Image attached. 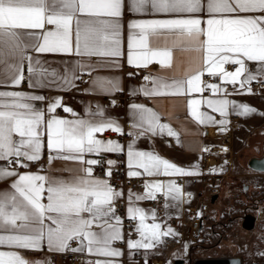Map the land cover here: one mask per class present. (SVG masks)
<instances>
[{
    "label": "snow or ice",
    "instance_id": "snow-or-ice-1",
    "mask_svg": "<svg viewBox=\"0 0 264 264\" xmlns=\"http://www.w3.org/2000/svg\"><path fill=\"white\" fill-rule=\"evenodd\" d=\"M124 0H0V64H4L8 79L13 84H19L24 76L21 74V63L29 60L28 71L36 74L37 69L42 76L47 71L40 61L32 62L31 57L24 55L25 48L31 47L40 53L71 52L73 50V34L75 35V50L78 54L107 57L121 55L118 39L120 25L115 21L100 19H80L87 17L119 18L122 15ZM206 5V11L211 18L206 21L207 30L203 32L202 20L199 18L152 19L134 21L132 29L138 30V38L129 43L128 63L137 66H147L156 61L165 64L170 56L169 51L153 50L150 38L161 34H172L177 37L187 36L199 41L206 34V47L209 74L217 72L226 79L230 78L233 85L239 83L246 87L257 76L247 69V61H258L264 64V0H130V7L135 12H143L150 7L157 13L196 14L201 13ZM261 13L258 16H235L234 18H215V14ZM53 25V30H45L34 44L24 45L20 39L19 29H45ZM73 25L75 31L73 33ZM42 40V43L39 42ZM106 49V50H105ZM132 49H137L132 51ZM158 58V59H157ZM11 61V62H10ZM232 64L238 67L228 72L224 65ZM264 71V68H262ZM55 76V73H53ZM66 79V78H65ZM146 80L150 79L145 77ZM66 82H68L66 80ZM155 85L149 94H162V89H175L177 93L186 88L188 93L202 92L201 74H194L186 80L171 83L153 79ZM108 86H113L108 84ZM213 91L219 89L209 85ZM148 92L147 89H145ZM251 91V89H249ZM40 95L24 96L20 92L0 91V161L13 164L36 161L40 158L41 133L43 125L47 133V148L59 154L58 158L66 161H83L86 165H95L96 160H84L85 153L101 151H119L120 147L112 141H102L95 133L105 128L120 131L118 125L111 121L93 123L84 119L48 118L46 113L34 108L31 103L22 101H41ZM11 100V103L8 101ZM206 103L213 111L226 114L229 101L196 100L189 101L192 114L201 122L212 117L198 112L195 106ZM59 100L50 103L47 112H54L60 107ZM138 109L140 121L149 125V130L157 127L156 116L147 109L133 105ZM232 108L238 114L246 115L254 110L247 105L233 104ZM64 111L72 112L65 107ZM74 114V113H73ZM163 130L166 125H158ZM19 139H13V134ZM169 134H173L169 129ZM129 162L137 158L138 167L149 175L184 172L175 164L148 153L128 151ZM84 176L77 177L69 183L53 181L43 175L18 174L9 170L8 165H0V178L15 177L11 188L16 194L0 193V232L19 233L0 235V246L15 249L39 250L42 241L47 242L50 249L66 250L69 241L79 239L81 247L72 251H84L104 257H118L121 253L112 248L113 241L121 239L120 220L115 216V193L106 182L92 179V168L83 169ZM131 176L140 175L130 172ZM47 185V187H46ZM151 189H159L160 184L149 185ZM47 192V204L41 202L42 194ZM169 193L179 194L176 185H169ZM151 196V192L149 193ZM175 198V197H174ZM128 213L133 218L139 216L137 231L143 242H128L129 248H152L160 241L161 236L172 234L169 228L162 231L159 224L150 227L144 224L145 215L141 209L129 208ZM87 214V215H85ZM115 220V224L112 221ZM46 221L50 223L45 224ZM95 226V230H93ZM0 264H28L17 251H0ZM95 264H112L110 260H97Z\"/></svg>",
    "mask_w": 264,
    "mask_h": 264
},
{
    "label": "crops",
    "instance_id": "crops-1",
    "mask_svg": "<svg viewBox=\"0 0 264 264\" xmlns=\"http://www.w3.org/2000/svg\"><path fill=\"white\" fill-rule=\"evenodd\" d=\"M237 15L241 17L258 16L261 13L215 14V18H234ZM189 17L201 19V28L206 33V21L211 18L206 11V5L201 13L196 14L157 13L151 10L150 7L138 13L131 9L130 0H124L122 15L119 18L79 16L82 20L100 19L119 23L118 39L121 53L119 57L88 55L84 54L83 50L78 54L75 50V35L73 34V50L71 52L40 53L35 51L34 48H25L24 55L31 57L33 63L37 60L40 61L41 66L47 71L46 76L40 75L39 69H37L36 74L29 72V60L25 59L21 63V74L24 79L18 85L13 84L11 79L6 78V66L0 64V91H15L22 93L24 96L40 95L45 97L41 101L25 100L22 102L31 103L34 108L45 112L46 119L52 117L67 120L84 119L93 123L111 121L119 126L120 131L105 128L94 135L97 139L105 142L112 141L114 144L119 145L120 150L118 152L123 153L128 175L133 171L140 173V175L132 177L141 180L145 188L142 191L127 190L125 192L127 200L126 215L132 217L128 213L130 207L141 209L145 215V225L150 227L152 224H159L162 231H167L170 228L172 234L169 236L178 243L182 242L185 233L182 220L185 209H198L200 205L208 202L209 210H214L209 203L220 200L221 204L223 192L229 193V189L234 187L235 178L251 179L257 183L256 186L264 187V173L252 171L248 166L246 168L237 161L241 152L247 147L248 142L255 139L264 143V89L255 90L251 86L254 81L264 80V71H262L264 64L258 61L246 60L249 72L257 76V79H254L246 87H241L239 83L233 85L229 82L230 78L226 79L218 72L214 75L209 74L207 71L208 64L206 63V34H202L199 41L187 36L177 37L172 34L153 36L150 38L149 46L153 50L169 51L170 56L167 62L160 64L153 61L148 63L147 66L128 63L129 43L138 38V30L130 27L132 22ZM53 29V25H46L45 29H19L17 31L20 33L21 42L28 45L36 43L45 30ZM74 31L75 25H73V33ZM39 42L42 43V40ZM136 50L132 49V51ZM224 68L228 72L235 70L227 69L225 65ZM53 73H55V76H53ZM194 74H201L202 92L188 93L185 88L179 93L175 89H162V94H149L155 87L152 83L153 79L158 78L171 83L172 81L186 80ZM83 76H86V78L81 81ZM145 77L150 79L146 80ZM208 78L209 80H207ZM109 82L113 86H108ZM209 85H215L219 90L213 91L212 88L208 87ZM227 85L232 86L230 91H226ZM120 93H124L128 97V101L123 107H110L104 102L105 98L114 97ZM193 99L202 101L226 99L229 101V107L226 114L221 115L220 112L213 111L212 108L208 107L206 103L195 106L198 112L206 113L207 116L212 117L211 120L205 119L204 122H201L193 116V109L189 106V101ZM55 100H59L61 106L57 107L54 112H47L50 103ZM8 102L11 103V100ZM233 104L247 105L254 111L241 115L232 108ZM133 105L155 114L157 118L155 130H149V125L140 121L138 109H134ZM65 107L70 108L72 112L64 111ZM230 115H236L238 122L236 128L230 133V142L226 147L228 154L220 158L215 169L219 175L223 174L225 176L217 180L218 195L207 199L204 194H199L203 190L199 180L200 154L203 146L208 142L204 137V131L209 132L212 143H221L227 132V117ZM158 125H166L167 127L161 130ZM169 129L173 134H169ZM40 133L42 147L38 160L23 162L27 164L26 167L21 166L19 163L13 164L11 159L0 161V165L7 164L9 170H14L18 174L43 175L53 181L65 183L84 176L83 169L91 165H86L83 161H66L58 158L59 154L57 152L47 148V133L43 125L40 128ZM104 133H119L121 137L105 139L103 137ZM13 139H19L18 134L14 133ZM129 145H131V150L134 153L152 154L175 164L184 172L194 174L172 173L165 175L163 168H161L159 173L154 172L149 175L143 168L138 167L137 158L132 159L130 166ZM112 152L115 151L85 153L84 160H96L97 155ZM245 170L246 172H244ZM247 170L250 173H247ZM91 178L108 184L106 179L98 176L93 170ZM16 179H18V175L0 178V193L16 194L15 190L11 188ZM152 184H160L162 187L151 189L149 185ZM173 184L180 189L179 194L169 193L168 187ZM243 188L246 189V186ZM150 192L151 196L156 192H160L164 197V216L161 218L157 217L155 212L147 205V201L151 198L149 196ZM47 195L46 191L42 194L41 202L44 204L48 203ZM135 217L138 223L137 226H139V216L136 215ZM206 217H208V214L203 215V223ZM48 223L50 222H45L46 226ZM112 223L115 224V220ZM118 227L121 239L116 241H119L121 246L111 245V247L118 250L121 253L120 256H98L89 253L86 249L75 252L83 256L87 264H95L97 260H110L112 264H169L170 257L175 253V248L167 249L165 247L164 236H161L160 241L152 248H129V241L143 242L140 234L138 233L135 239H124L121 224ZM93 230H95V226H93ZM6 234L19 233L0 232V235ZM76 240L77 246L75 248L81 247L80 240ZM188 249L189 244L185 243L183 250L188 251ZM0 251H17L28 261V264H50L48 254L50 252H60L50 249L46 240L42 241L39 250L15 249L5 245L0 246Z\"/></svg>",
    "mask_w": 264,
    "mask_h": 264
},
{
    "label": "built area",
    "instance_id": "built-area-1",
    "mask_svg": "<svg viewBox=\"0 0 264 264\" xmlns=\"http://www.w3.org/2000/svg\"><path fill=\"white\" fill-rule=\"evenodd\" d=\"M227 69H235L237 66L232 64L225 65ZM86 76L81 78V81ZM209 80V78L207 79ZM252 88L255 90L264 89V80H257L252 82ZM226 91L232 89L231 85H227ZM128 101L127 95L120 93L114 97H108L104 99V102L114 108H121ZM238 117L236 115H230L227 117V132L222 138V142L215 144L210 141V135L208 131H204V137L208 142L203 146L200 154L199 162V180L203 187V190L199 194H204L207 199L218 195L217 180L225 175H219L216 172V166L221 157L226 156L228 151L227 145L230 142V133L236 128ZM103 137L107 138H119V133H104ZM97 163L91 165L92 170L100 177L107 180L108 185L112 187L115 193H119L114 197L115 216L119 218L121 224V230L124 239H135L138 236L137 231V219L136 217H128L126 215L127 200L125 198V192L127 190L142 191L145 186L143 182L137 178H134L126 172L124 164V157L122 152H112L109 154H99L96 157ZM111 161V162H109ZM228 162V160H227ZM127 180V190L119 189V181ZM148 207L153 210L157 217L164 216V197L160 192L154 193L147 201ZM209 212L208 202L200 205L198 209L188 208L183 211V224L187 238L193 243L197 244L200 239V233L202 230L203 215ZM175 222V221H173ZM165 246L169 248H175L179 245L177 241H174L170 236L164 237ZM113 246L120 247L119 241H113ZM77 246V240L69 241V247L66 250L60 252H50L48 259L50 264H87L86 259L78 255L75 251H72Z\"/></svg>",
    "mask_w": 264,
    "mask_h": 264
},
{
    "label": "rangeland",
    "instance_id": "rangeland-1",
    "mask_svg": "<svg viewBox=\"0 0 264 264\" xmlns=\"http://www.w3.org/2000/svg\"><path fill=\"white\" fill-rule=\"evenodd\" d=\"M259 141L254 139L248 142L238 157L237 161L244 167L247 168L251 158L264 155V143ZM247 173L250 171L247 170ZM256 185L251 179L235 178L234 187L229 189V193L223 192L221 204L220 200L209 203L214 210L207 213L208 219L202 225L199 242L193 244L185 232L169 264L175 260L191 264L196 259L207 258H238L241 264H264V187ZM244 214L256 217L254 228L250 231L241 228ZM226 223L229 226L223 228ZM185 243L189 244L188 251L183 250Z\"/></svg>",
    "mask_w": 264,
    "mask_h": 264
},
{
    "label": "water",
    "instance_id": "water-1",
    "mask_svg": "<svg viewBox=\"0 0 264 264\" xmlns=\"http://www.w3.org/2000/svg\"><path fill=\"white\" fill-rule=\"evenodd\" d=\"M247 166L255 172L264 173V155L261 158H251ZM264 215V209H262ZM256 217L252 214H244L241 217V228L245 231H250L254 228ZM173 264H183L182 260H175ZM191 264H241L238 258H207L196 259Z\"/></svg>",
    "mask_w": 264,
    "mask_h": 264
},
{
    "label": "bare ground",
    "instance_id": "bare-ground-1",
    "mask_svg": "<svg viewBox=\"0 0 264 264\" xmlns=\"http://www.w3.org/2000/svg\"><path fill=\"white\" fill-rule=\"evenodd\" d=\"M119 189L120 190H127V180H120L119 181ZM167 249H169V246H165Z\"/></svg>",
    "mask_w": 264,
    "mask_h": 264
},
{
    "label": "trees",
    "instance_id": "trees-1",
    "mask_svg": "<svg viewBox=\"0 0 264 264\" xmlns=\"http://www.w3.org/2000/svg\"><path fill=\"white\" fill-rule=\"evenodd\" d=\"M208 217H206V219H207ZM229 226V223H226V224H224L223 225V228H227ZM221 227H222V225H221ZM203 240V239H202Z\"/></svg>",
    "mask_w": 264,
    "mask_h": 264
}]
</instances>
